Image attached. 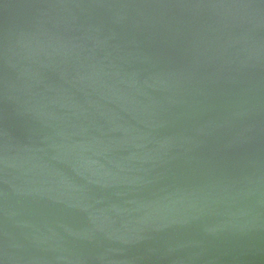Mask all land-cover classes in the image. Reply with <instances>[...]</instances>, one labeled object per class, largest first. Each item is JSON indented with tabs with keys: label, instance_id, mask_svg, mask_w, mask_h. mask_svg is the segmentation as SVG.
Masks as SVG:
<instances>
[{
	"label": "water",
	"instance_id": "95a60500",
	"mask_svg": "<svg viewBox=\"0 0 264 264\" xmlns=\"http://www.w3.org/2000/svg\"><path fill=\"white\" fill-rule=\"evenodd\" d=\"M0 264H264V0H0Z\"/></svg>",
	"mask_w": 264,
	"mask_h": 264
}]
</instances>
